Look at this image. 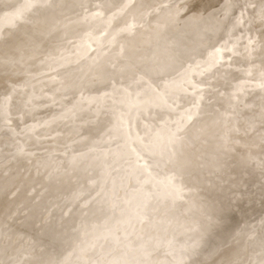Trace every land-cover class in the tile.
Wrapping results in <instances>:
<instances>
[{
	"label": "rangeland",
	"instance_id": "obj_1",
	"mask_svg": "<svg viewBox=\"0 0 264 264\" xmlns=\"http://www.w3.org/2000/svg\"><path fill=\"white\" fill-rule=\"evenodd\" d=\"M13 1L0 264H264V0Z\"/></svg>",
	"mask_w": 264,
	"mask_h": 264
},
{
	"label": "bare ground",
	"instance_id": "obj_2",
	"mask_svg": "<svg viewBox=\"0 0 264 264\" xmlns=\"http://www.w3.org/2000/svg\"><path fill=\"white\" fill-rule=\"evenodd\" d=\"M3 2V4L0 2V7H1V5H4L1 9H0V11L2 10V13H3V11L5 10V11H11V9H12V7L15 5H17V4H15V1H11V2H9V3H7L6 4V1H2ZM26 2H27V0H23L20 4L21 5H24L25 6V4H26ZM120 2H122V1H120ZM135 3V2H134ZM250 4V3H249ZM254 5V4H253ZM71 9V8H70ZM75 9H73L72 10V12L74 11ZM254 10V9H253ZM4 11V12H5ZM77 11V10H76ZM255 11V10H254ZM12 12V11H11ZM2 13L0 14V15H2ZM74 13V12H73ZM245 17V16H244ZM66 18V17H65ZM6 20L5 21H8V22H11V23H13L16 19L14 18L13 19V17L11 18H5ZM247 19V18H246ZM66 20H67V18H66ZM236 20V19H235ZM252 21V20H251ZM65 22V21H64ZM67 22V21H66ZM250 22V21H249ZM251 23V22H250ZM254 23V22H253ZM228 26H229V24H228ZM249 28V27H248ZM245 32V31H244ZM239 33V32H238ZM246 34V33H245ZM249 34V33H248ZM53 35V34H52ZM244 36V35H243ZM248 46H249V44H248ZM252 46V45H251ZM251 48V47H250ZM260 55V54H259ZM248 57V56H247ZM208 58V57H207ZM249 58V57H248ZM245 59H247V58H245ZM249 59H251V58H249ZM252 60V59H251ZM251 62V61H250ZM253 62V61H252ZM249 64V63H248ZM251 64V63H250ZM187 65V64H186ZM255 68V67H254ZM184 70V69H183ZM182 70V71H183ZM200 74V73H199ZM261 77V76H260ZM244 85H245V83H244ZM46 90H50L51 92H55V90L54 89H52V88H47ZM64 91V93H63V95L67 92V90L66 89H63ZM239 92V91H238ZM241 93V92H240ZM47 96H53V95H47ZM229 99H231V98H229ZM246 113H248V112H246ZM197 115V114H196ZM208 119V118H207ZM197 122V121H196ZM216 122H217V120H216ZM181 123V122H180ZM208 123V122H207ZM199 124V123H198ZM211 125V124H210ZM205 126V125H204ZM176 127V126H175ZM209 130V129H208ZM210 131V130H209ZM199 133V132H198ZM238 133V132H237ZM174 134V133H173ZM79 135V134H78ZM204 135H205V133H204ZM203 135V137H205ZM202 136V135H201ZM240 136H241V134H240ZM77 138L79 137V136H76ZM75 137V138H76ZM202 137V138H203ZM74 138V140L76 141V142H78V144L77 145H79V142H80V140L78 139V141H77V139H75ZM73 139V138H72ZM206 139H207V137H206ZM239 139H240V137H239ZM204 141V140H203ZM43 142V141H42ZM210 142V141H209ZM246 142V141H245ZM159 144V143H158ZM233 144V143H232ZM43 145V144H42ZM198 145V144H197ZM159 146V145H158ZM196 146V145H195ZM238 147V146H237ZM76 148V144L73 142V146H72V148L71 149H75ZM156 149V148H155ZM29 150H32V149H29ZM19 152H20V149L18 150ZM171 151V150H170ZM236 151H238V150H236ZM25 152H27V150L25 151ZM31 152V151H30ZM239 152V151H238ZM244 152V151H243ZM18 153V152H17ZM243 155H244V153H243ZM158 156V155H157ZM173 159V158H172ZM243 159V158H242ZM245 159V158H244ZM237 160V159H236ZM252 160V159H251ZM72 161V160H71ZM242 161V160H241ZM247 162V161H246ZM238 163H240V162H238ZM254 164V163H253ZM67 165H68V163H67ZM262 167H264V166H262ZM261 167V168H262ZM249 169V168H248ZM264 169V168H263ZM242 170H243V168H242ZM246 170V169H245ZM249 170H251V169H249ZM257 170H258V168H257ZM243 175V174H242ZM135 179V178H134ZM238 182V181H237ZM143 183V182H142ZM239 184V183H238ZM237 184V185H238ZM246 189V188H245ZM230 192V191H229ZM232 192V191H231ZM236 192V191H235ZM156 193V192H155ZM220 194V193H219ZM91 195V194H90ZM155 195V194H154ZM215 195V194H214ZM223 196V195H222ZM212 198H214L213 196H212ZM216 198V197H215ZM228 198V197H227ZM218 199V198H217ZM225 200V199H224ZM227 201V200H226ZM144 203V202H143ZM145 203H147V202H145ZM223 203V202H222ZM66 205H69V204H65V206ZM142 206V205H141ZM182 206V205H181ZM187 206V205H186ZM184 207V206H183ZM126 208V207H125ZM139 208V207H138ZM179 208V207H178ZM176 209V208H175ZM190 210V209H189ZM226 210V209H225ZM181 211V210H180ZM174 212V211H173ZM212 212V211H211ZM214 213V212H213ZM178 216V215H177ZM182 216V215H181ZM184 217V216H183ZM253 218V217H252ZM251 218V219H252ZM253 220V219H252ZM188 224V223H187ZM189 225V224H188ZM66 226H69V225H66ZM203 235V234H202ZM240 236V235H239ZM255 239V238H254ZM231 243V242H230ZM250 243V242H249ZM255 245V244H254ZM258 245V244H257ZM263 247V246H262ZM256 248V247H255ZM231 249V248H230ZM234 250V249H233ZM233 250H231L232 252H233ZM255 250V249H254ZM262 250H264V249H262ZM262 250H260V251H262ZM263 253V252H262ZM253 255V254H252ZM244 256V255H243ZM257 256V255H256ZM251 257V256H250ZM263 257V256H262ZM241 258V257H240ZM247 258V257H246ZM51 259V258H50ZM53 259V258H52ZM161 259V258H160ZM171 259V258H170ZM235 259V258H234ZM248 259V258H247ZM256 259V258H255ZM55 260H57V258L55 259ZM259 260V259H258ZM260 260H261V258H260ZM162 261V260H161ZM256 261V260H255ZM254 261V262H255ZM259 262V261H258ZM158 263V262H157ZM248 263H250V262H248ZM260 263V262H259ZM159 264V263H158ZM247 264V263H246Z\"/></svg>",
	"mask_w": 264,
	"mask_h": 264
}]
</instances>
